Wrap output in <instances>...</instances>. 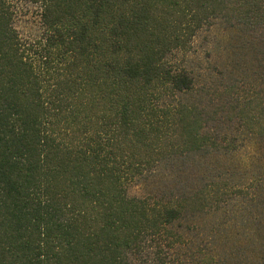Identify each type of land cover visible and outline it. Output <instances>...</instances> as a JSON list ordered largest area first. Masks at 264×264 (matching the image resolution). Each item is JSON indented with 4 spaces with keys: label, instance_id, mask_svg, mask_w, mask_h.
I'll return each mask as SVG.
<instances>
[{
    "label": "trees",
    "instance_id": "1",
    "mask_svg": "<svg viewBox=\"0 0 264 264\" xmlns=\"http://www.w3.org/2000/svg\"><path fill=\"white\" fill-rule=\"evenodd\" d=\"M15 3L36 6L38 36L21 37ZM216 19L256 32L264 0H0V264H137L147 240L167 264L183 215L224 202L206 179L178 197L128 193L160 165L236 147L175 61ZM234 92L220 123L263 138L264 89Z\"/></svg>",
    "mask_w": 264,
    "mask_h": 264
},
{
    "label": "rangeland",
    "instance_id": "2",
    "mask_svg": "<svg viewBox=\"0 0 264 264\" xmlns=\"http://www.w3.org/2000/svg\"><path fill=\"white\" fill-rule=\"evenodd\" d=\"M15 6L14 26L21 37L38 36L42 30L36 6L29 3H15ZM175 61L196 81L191 100L201 104L206 113L218 112L217 123L212 126L223 128L219 140L223 141L230 133L233 141L235 136L240 138L231 153L219 145L217 154L211 151L189 156L175 165H160L132 183L128 193L137 197L171 198L195 190L205 179L226 184L228 192L220 206L186 213L174 226L182 241L172 250H164L165 262L193 264L199 259L204 264L207 258H212L211 264H264V137L246 134L236 123L229 127V132L220 123L228 115L226 90L235 88L237 94L264 89L261 86L264 28L248 32L221 19L210 20L196 32L188 51L175 55ZM189 97L176 98L185 101ZM157 243L162 242L147 240L142 262L136 263L156 264Z\"/></svg>",
    "mask_w": 264,
    "mask_h": 264
}]
</instances>
